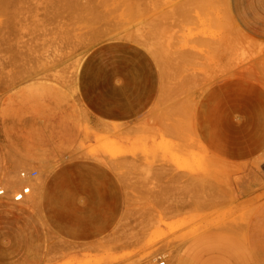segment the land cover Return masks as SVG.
Returning a JSON list of instances; mask_svg holds the SVG:
<instances>
[{
	"label": "rangeland",
	"instance_id": "1",
	"mask_svg": "<svg viewBox=\"0 0 264 264\" xmlns=\"http://www.w3.org/2000/svg\"><path fill=\"white\" fill-rule=\"evenodd\" d=\"M122 1H0V264H264V43L231 0ZM113 44L140 102L94 80Z\"/></svg>",
	"mask_w": 264,
	"mask_h": 264
},
{
	"label": "crops",
	"instance_id": "2",
	"mask_svg": "<svg viewBox=\"0 0 264 264\" xmlns=\"http://www.w3.org/2000/svg\"><path fill=\"white\" fill-rule=\"evenodd\" d=\"M230 8L238 26L251 37L264 43V0H231ZM106 48H109L112 53L110 61L114 67H110V72L106 73L107 71L94 66V80H113L110 73L115 76L121 75L120 80H132L134 82L132 85L142 93V95L134 94V101L140 102L141 98L152 90L146 87L148 81L157 80V68L154 61L147 53L132 45L113 44ZM119 65L122 66L116 67ZM132 100L125 99L131 102ZM129 104H125L124 107L133 105ZM2 170L3 165L0 159V176Z\"/></svg>",
	"mask_w": 264,
	"mask_h": 264
},
{
	"label": "bare ground",
	"instance_id": "3",
	"mask_svg": "<svg viewBox=\"0 0 264 264\" xmlns=\"http://www.w3.org/2000/svg\"><path fill=\"white\" fill-rule=\"evenodd\" d=\"M0 1H1V0H0ZM5 1H6V0H4V2H5ZM7 1H10V0H7ZM12 1H13V0H11V2H12ZM17 1L19 2V0H17ZM70 1H71V0H70ZM102 1H103V0H102ZM105 1H106V0H105ZM108 1H109V0H108ZM123 1H124V0H123ZM123 1H122V2H123ZM71 3H72V2H71ZM102 3H103V2H102ZM108 3H110V2H108ZM7 4H8V3H7ZM9 4H10V2H9ZM13 4H14V3H13ZM13 4H12V5H13ZM17 4H18V3H17ZM103 4H104V3H103ZM106 4H107V3H105V5H106ZM0 5H2V3H1ZM3 5H4V4H3ZM3 5H2V6H3ZM15 5H16V4H15ZM58 6H59V5H58ZM3 7H5V8L7 9L6 6H3ZM10 7H11V6H10ZM57 8H58V7H57ZM1 9H2V8H1ZM8 9H9V8H8ZM127 9H128V8H127ZM227 9H228V8H227ZM227 9H226V10H227ZM4 10H5V9H4ZM2 11H3V10H2ZM225 12L227 13V11H225ZM228 12H229V11H228ZM0 13H1V10H0ZM4 13H5V11H4ZM10 15H11V14H10ZM225 15H226V14H225ZM227 16H228V15H227ZM229 16H230V15H229ZM229 16L227 17V19H229V18L231 17V16H230V17H229ZM95 17H97V16H95ZM231 19H232V18H231ZM228 22H229V20H228ZM230 22H231L230 25L234 26L233 28L235 29V28L237 27V26L235 25V23L233 22L234 24H232V20H230ZM237 30H238V28H237ZM239 32H241V31H240V30L237 31V33H238L237 37H238V38H236V39L234 38V37H236V36H233V35H232V36H233V37H232V36H230V35H227V36H229V41H230V40H232V41H233V40H234V41L236 40V42L238 41V43H239V41H240L241 39H243V38H241V36H240L241 33H239ZM237 33H236V34H237ZM234 35H235V34H234ZM121 36H122V35H121ZM239 36H240V40H239ZM137 37H138V36H137ZM225 37H226V35H225ZM230 37H232L233 39H232V38L230 39ZM222 38H223V35H222ZM226 38H228V37H226ZM218 39H219V38H217V39L214 40V41H218V43L215 42L216 45H214V46H215L216 48L214 47V51H215V50L218 51V50L220 49L219 47H221V43H222V42H220V40H218ZM237 39H238V40H237ZM222 40H223V39H222ZM224 40H225V39H224ZM227 41H228V40H226V42H227ZM232 41H231V42H232ZM159 42H160V41H159ZM219 42H220V43H219ZM226 42H225V43H226ZM236 42H234V43H236ZM242 42H243V40H241L240 44H241ZM211 43H212V44L214 43L213 40H212ZM156 44L159 45V43H157V42L155 43V45H156ZM160 44H161V43H160ZM230 44H231V43H229V45H230ZM236 44H237V43H236ZM242 44H245V42L242 43ZM161 45H162V44H161ZM161 45H160V46H161ZM226 45H227V44H226ZM229 45L226 46V49H227V50H228V48H229ZM163 46H164V45H163ZM222 46H223V45H222ZM243 46H244V45H243ZM212 47H213V45H212ZM224 47H225V46H224ZM224 47H223V48H224ZM227 47H228V48H227ZM233 47H234V46H233ZM244 48H245V47H244ZM226 49H225V50H226ZM239 49H240V48H239ZM246 49H247V48H246ZM248 49H249V48H248ZM220 50H221V49H220ZM241 50H242V48H241ZM156 51H157V50H156ZM162 51H164V50H162ZM162 51H161V53H162ZM211 51H213V49H212ZM157 52H158V51H157ZM221 52H222V51H221ZM159 53H160V52H159ZM165 53H166V52H165ZM211 54H212V53H211ZM211 54H210V55H211ZM213 55H214V54H213ZM168 56H169V55H168ZM209 58H210V57H209ZM211 60H213L212 56H211ZM214 61H215V60H214ZM214 61H213V62H214ZM210 62H211V61H210ZM213 64H214V63H213ZM197 163H198V162H197ZM19 169H20V168H19ZM21 170H22V168L19 170L20 173H18V174H19L18 176H20V177L22 176L21 178L24 179V178H25L24 175H26V172H23V171L21 172ZM224 170H225V169H224ZM224 170H223V171H224ZM219 171H220V170H219ZM191 172H192V171H191ZM218 173H220V172H218ZM193 174H194V173H193ZM203 174H204V173H203ZM209 174H211V173H209ZM211 175H212V174H211ZM219 175H221V174H219ZM197 176H198V175H197ZM200 176H201V175H200ZM208 176H209V175H208ZM215 176H216V175H215ZM223 176H224V175H223ZM39 177H40V176H39ZM198 177H199V176H198ZM220 177H221V176H220ZM246 177H247V176H246ZM192 178H193V176H192ZM243 178H244V177H243ZM40 179H41V178H39V181H37V182L33 179L35 182H33V183L30 185L31 182L28 184V182H26L27 179L25 178V180H24L25 183H24V184H25V185L27 184L26 188H27V190H28L29 192H31V194H32V191H34L36 188H40V187L42 186V185H41V180H40ZM193 179H194V178H193ZM219 180H220V179H219ZM194 181H195V179H194ZM200 181H201V180H200ZM207 181H208V180H207ZM196 182H197V180H196ZM202 182H203V181H202ZM216 183H217V182H216ZM222 185H223V184H222ZM222 185H221V186H222ZM202 186H203V185H202ZM209 187H210V186H209ZM222 187H223V186H222ZM218 188H219V187H218ZM224 188H225V187H224ZM248 188H249V187H248ZM204 189H205V188H204ZM212 189H213V188H212ZM213 190H214V189H213ZM242 190H243V189H242ZM33 193H34V192H33ZM220 194H221V193H220ZM19 196H20V194H19ZM14 197H15V195H14ZM21 197H22V196H21ZM21 197H19V198H21ZM15 198H16V197H15ZM225 201H226V200H225ZM220 227H221V226H220ZM224 228H225V227H224ZM226 228H229V226L226 227ZM233 229H234V228H233ZM171 250H172V249H171ZM170 253H171V252H170ZM154 259H155V258H154ZM152 262H153V261H152ZM147 263L149 264V262H147ZM160 263H161V262H160ZM152 264H153V263H152ZM157 264H158V263H157Z\"/></svg>",
	"mask_w": 264,
	"mask_h": 264
},
{
	"label": "built area",
	"instance_id": "4",
	"mask_svg": "<svg viewBox=\"0 0 264 264\" xmlns=\"http://www.w3.org/2000/svg\"><path fill=\"white\" fill-rule=\"evenodd\" d=\"M160 264H165V262H161Z\"/></svg>",
	"mask_w": 264,
	"mask_h": 264
}]
</instances>
